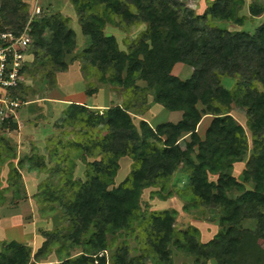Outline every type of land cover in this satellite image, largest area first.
<instances>
[{
  "label": "trees",
  "instance_id": "1",
  "mask_svg": "<svg viewBox=\"0 0 264 264\" xmlns=\"http://www.w3.org/2000/svg\"><path fill=\"white\" fill-rule=\"evenodd\" d=\"M70 3L90 42L77 57L90 84L86 94L97 92L90 82L94 80L126 91L124 101L101 112L71 103L55 125L59 131H71L46 141L52 169L37 156L14 165L15 150L0 138V165L8 163L13 182L21 179L25 162L60 179L55 185L43 182L34 197L50 211L59 209L62 223L67 224L45 234L46 241L33 255L17 241H2L0 264H39L53 248L57 264H173L170 247L193 258L194 264L209 260L264 264V248L259 244L264 240V23L254 34L218 26L223 22L243 26L264 13V0H250L247 16L241 14L245 0H213L202 14L180 0ZM0 10L1 19L17 32L30 18L23 0H0ZM106 25L128 35L124 50L114 36L104 33ZM143 25L135 38L130 36ZM28 28L39 69L47 70L52 80L56 73L67 71L66 57L76 46L69 19L42 13ZM178 63L192 69L189 79L182 81L171 74ZM223 80L235 83L227 89ZM23 89L20 83L13 92L20 101ZM150 96L167 111L182 112L181 120L154 128L145 119L135 124ZM232 106L247 117L251 147L245 129L227 111ZM205 115L212 120L201 140L197 127ZM0 122L4 129L17 130L11 119ZM69 134L72 140L67 139ZM246 156L237 180L230 171ZM125 157L132 161L131 171L115 186L119 160ZM76 158L86 166L84 180L73 177ZM182 163L189 179L176 192L187 203L184 210L217 211L220 230L207 243L200 242L194 227L176 229L175 212H145L140 206L142 192L150 187H158L160 196L172 195L171 180ZM248 184L251 189L245 190ZM234 193L235 197L229 195ZM243 220L253 223V228L241 230ZM129 239L140 244L139 255H131ZM118 240L107 261L106 252Z\"/></svg>",
  "mask_w": 264,
  "mask_h": 264
},
{
  "label": "rangeland",
  "instance_id": "2",
  "mask_svg": "<svg viewBox=\"0 0 264 264\" xmlns=\"http://www.w3.org/2000/svg\"><path fill=\"white\" fill-rule=\"evenodd\" d=\"M26 5L28 15L37 17L35 9H40V14L45 16H52L60 14L69 19V26L75 33L76 46L72 54L66 57L68 63L67 71L63 73H56L54 79L47 77V70H40L39 64L33 56L32 50L29 54V62L25 64L24 71L22 73V83L25 89L19 92L22 96L21 101H25L26 104L22 105L18 111V118L16 119L17 130L4 129L0 122V138L7 140V144L12 147L17 155V158L13 160L14 165L19 160H23L25 157H43L44 162L48 169H52L54 162H50L48 158L47 139L49 137L57 138L60 132L71 131V129H65L59 131L56 129L57 124L60 123V113L65 109L64 104L73 98V103L76 101H85L82 104H89V97L81 96L79 87L83 86L81 83L75 85H67L74 78H79V75L84 79L82 74L83 64L78 60V55L89 46L90 42L81 32V27L78 22V18L70 3V0H23ZM186 7L195 11L196 14L204 13L209 3L213 0H180ZM241 14L248 15L247 5L250 0H245ZM39 14V15H40ZM264 23V13L258 17L249 18L243 26H237L231 23H218V26L226 28L229 31H245L250 34H254L258 27ZM145 25L139 27L136 32L130 36L135 38L137 33L144 30ZM104 33L112 35L116 38L121 50H124V39L128 36L126 33L121 32L118 28L112 25H106ZM50 33L46 34L49 37ZM190 69L189 67H187ZM60 75V85L57 84V77ZM187 73H182L181 76L186 77ZM187 78V77H186ZM181 79V78H180ZM51 81H55L52 82ZM79 81V80H77ZM84 93L90 88L88 80H85ZM72 82V81H71ZM91 84L97 89L101 87V84L96 81H90ZM235 81L223 80L222 84L225 88L230 89L233 87ZM112 97H116L119 104L124 101V97L121 96L122 89L112 88ZM84 95V94H83ZM151 98L149 97V100ZM76 100V101H75ZM151 101V100H150ZM149 101V102H150ZM151 105V104H150ZM156 106L151 113L154 117L150 123L152 125L161 124L166 122L175 123L180 113H173L165 110L162 106L155 104ZM229 114L240 124L246 131L248 137L249 147H251L250 133L246 128L247 117L244 111L232 106L227 110ZM142 118V117H141ZM212 117L210 115L203 116L198 126L199 134L203 136V129L210 124ZM138 118L134 119L135 124L138 123ZM204 127V128H203ZM68 140L73 139V135L69 134ZM249 157V153H248ZM244 161L233 165L230 175L237 180L241 179L242 172L245 169ZM75 166L73 169V177L75 179L84 180V171L86 166L79 158L75 159ZM92 161V159H87ZM132 161L128 157L121 158L119 160V169L114 179L115 186L119 185L125 180L131 171ZM10 168L8 163L0 165V243L2 241L10 242L17 241L31 249L32 255L46 241L45 234L53 232L56 229H63L67 227L66 223L61 221L60 210L50 211V207L47 205H38L36 203L35 195L38 193L39 186L46 181H49L52 185L60 179L58 177H52L48 171L33 170L28 167V163H24L23 169H21V179L16 183L9 178ZM187 168L184 163L180 166L178 171L173 175L171 180L172 195L169 197L165 193L159 195L158 187H150L142 192L140 198L141 209L145 212H159V211H173L175 212V227L178 230H185L188 227H194L199 231L200 242H209L214 235L220 230L219 219L217 211L214 209H191L184 210L186 201L177 195V190L182 191L188 183ZM215 177H210L211 181H214ZM11 185H16L12 187ZM9 187V190L7 188ZM245 190L251 189V185H244ZM16 188V193L14 192ZM231 197H235L237 194H229ZM45 207V208H44ZM49 207V208H48ZM252 229L253 223L247 220H243L240 225V229ZM131 247V255H139L138 249L141 248L140 244H137L134 240H128ZM120 243V240L109 249L105 256L107 261L112 253L116 250V247ZM259 244L264 248V240H259ZM171 249V258L173 264H194L193 258L184 256L179 253L173 247ZM54 248L52 252L45 258L41 259L39 264H57L56 255L54 254ZM80 249H74L71 254H75ZM146 264H152L148 262ZM205 264H216L215 260H209Z\"/></svg>",
  "mask_w": 264,
  "mask_h": 264
},
{
  "label": "built area",
  "instance_id": "3",
  "mask_svg": "<svg viewBox=\"0 0 264 264\" xmlns=\"http://www.w3.org/2000/svg\"><path fill=\"white\" fill-rule=\"evenodd\" d=\"M40 9L35 13L39 15ZM34 19L31 16L21 32H17L1 19L0 10V120L7 121L18 118L19 108L26 104L13 96L22 83V73L30 54L31 37L29 25Z\"/></svg>",
  "mask_w": 264,
  "mask_h": 264
},
{
  "label": "crops",
  "instance_id": "4",
  "mask_svg": "<svg viewBox=\"0 0 264 264\" xmlns=\"http://www.w3.org/2000/svg\"><path fill=\"white\" fill-rule=\"evenodd\" d=\"M29 62V56H28V58H27V63ZM188 66H186V65H184V64H181V63H178V64H176V65H174V67L172 68V71H171V74L174 76V77H176V78H178V79H180V80H182V81H185V80H187V79H189L190 77H191V75H192V69L190 68V69H188L187 68ZM187 73V75H186V77H183V76H181L182 75V73ZM59 77H60V75H58V77H57V84H59L60 85V83H59V81H61L60 79H59ZM77 80H79V81H77ZM67 81H70V83H68L67 85L69 86V85H75L76 86V88H77V84L79 85V83H81L83 86H81V87H79V89H80V92H82L81 93V96H83V97H89L88 99V101H89V104H82V102H84L85 101V98H84V100H82V101H76L74 104H81V105H85V106H87L89 109H91L92 111H103V110H105V109H107V108H109V107H112V106H116V105H121V104H119L118 103V101L116 100V97L114 96V97H112V89L110 88V86H104V85H101V87H98L97 88V92L96 93H94L92 96H88L86 93H84V90H85V81H84V79L79 75V78H74L73 77V80L71 79V80H67ZM72 81V82H71ZM77 83V84H76ZM138 85L139 86H143L144 85V83L143 82H138ZM122 92L123 93H121V96L122 97H124V94H125V92L126 91H124V90H122ZM84 94V95H83ZM68 98H71V100H69L68 102H65V103H63V101H61L60 102V104H64V105H66L65 106V109L64 110H62V112L60 113L61 115H60V117H61V119H62V114H63V112L69 107V105L71 104V103H73V98L71 97V96H69ZM150 100H149V98H148V103H147V106H146V111H145V113L142 115V116H140V117H138V116H136L135 118H138V120H141V119H145L148 123H149V125L152 127V128H154L155 126H157V125H159V124H155V125H152L151 123H150V121L153 119V118H151V117H154L151 113L153 112V110L155 109V107L154 106H156L155 104H157V103H155V101L153 100V97L152 96H150ZM150 101V102H149ZM151 104V105H150ZM157 105H159V104H157ZM161 106V105H160ZM165 109V108H164ZM166 110V109H165ZM173 113H180V115H178L177 117H178V119L175 121V123H177V122H179L180 120H181V118H182V112H173ZM142 117V118H141ZM151 119V120H150ZM166 123H172V122H166ZM162 124V123H161ZM200 124V123H199ZM199 126V125H198ZM208 126H209V124L207 125V126H205V129H203L202 131H203V136L201 137V135L199 134V129H198V127H197V132H198V135H199V137H200V139L201 140H203L204 139V136H205V132H206V130H207V128H208ZM204 128V127H203ZM237 164V163H236Z\"/></svg>",
  "mask_w": 264,
  "mask_h": 264
}]
</instances>
